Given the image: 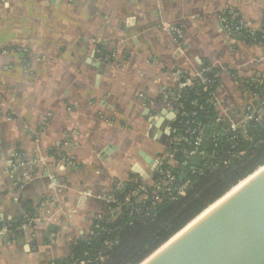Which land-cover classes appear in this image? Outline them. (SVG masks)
I'll return each instance as SVG.
<instances>
[{"label":"crops","instance_id":"1","mask_svg":"<svg viewBox=\"0 0 264 264\" xmlns=\"http://www.w3.org/2000/svg\"><path fill=\"white\" fill-rule=\"evenodd\" d=\"M235 2L0 0V229L3 224L13 225L14 222H19V228L25 214L35 220L27 229L12 232L8 237L0 232V264H49L60 260L64 263L74 243L92 234L95 216L108 213L101 197L114 184L125 187L139 180L149 181L153 161L165 157L168 152L167 128L175 118L170 101L178 93L181 75L196 77L206 66L219 72L216 123L220 125L241 118L245 103L238 83L257 81L264 84V45L228 37L221 16L223 13L227 16L237 14L252 30H258L264 24V0H241L253 9L254 15H247L240 7L232 6ZM137 4L144 7L135 8ZM29 5L35 7L29 8ZM85 5L86 19L80 16ZM116 9H119L120 17L114 16ZM132 9H135V23L127 27L122 17ZM154 12L157 13L155 16ZM57 13L67 16L72 23L58 19ZM161 14L168 23L167 32L163 31ZM43 18H47L46 24ZM113 19L119 21L115 24L117 31L141 33L127 40L118 58L113 54L126 36L112 38L107 31H101L105 23L111 28ZM142 19L144 23H141ZM174 29L181 31V38H177ZM41 32L45 35H40ZM56 32L59 36L49 39ZM65 34H70L72 39H64ZM98 36L110 39L111 43L96 42ZM38 39L41 42L34 49L33 42ZM70 44L75 62L65 65L67 74L62 77L63 85L53 88L51 95L68 98L69 89H72L73 98L79 101L78 109L89 114L92 97L90 94L81 97L79 92L99 89V103L105 105V109L91 112V127L85 140L94 159V172L87 171L80 159L79 154L87 156L88 151L78 147L79 142L73 140L63 121L54 119L55 112L49 115L43 99L37 108L43 120L37 117L35 121H29L25 115L31 114L35 106L36 97L29 93L26 99L25 92L30 87L29 77L41 78L36 71L41 58L50 63L59 61ZM137 54H144L140 63L147 61L160 67L164 76L149 87L155 78L145 73L129 93L126 86L109 82L112 74L108 67L124 69L132 76L136 72ZM68 68L83 69L88 74L87 83L67 72ZM18 73L20 78L16 79ZM101 76H107L109 80H101ZM21 101H24L22 105ZM129 105L133 107L129 108ZM59 106L60 100L54 99L51 109ZM117 116L126 119L117 121ZM105 122L118 123L120 128L103 129L101 125ZM50 125L63 138L55 145L44 147L42 132L47 136ZM37 148H43L42 156L51 157L45 159L42 166ZM53 161H61L70 167L58 171ZM113 161L119 165V179L111 176L105 167ZM73 178H79L82 183L91 181L87 188L81 189L90 194L84 197L85 207L74 213L79 219L61 214L56 225L37 227L36 219L40 218L37 210L41 204L47 209L45 202L52 201L55 210V199L68 193L75 183ZM50 185H55V189ZM72 203L75 206L77 201ZM65 211L67 209L62 208V212Z\"/></svg>","mask_w":264,"mask_h":264},{"label":"trees","instance_id":"2","mask_svg":"<svg viewBox=\"0 0 264 264\" xmlns=\"http://www.w3.org/2000/svg\"><path fill=\"white\" fill-rule=\"evenodd\" d=\"M243 86L245 90L255 93L264 84L254 81ZM260 96L264 97V92ZM205 97L204 94L195 96L193 91L183 94V102L188 110L192 100L198 101L195 120L203 124L205 138L198 154L186 162L183 154H175L177 165L168 167L176 178V185L181 182L189 184L185 196L177 200H162L146 219H141L130 207L111 214L113 206H110L102 220L94 222V226L98 224L100 229H93L87 238L75 242L63 264H137L140 258H149L188 223L264 166V122L249 126L245 134L237 132L213 139L216 132L220 133L227 127V123H216V108L205 105ZM244 112L243 109L242 114ZM234 136L235 139L232 138ZM181 148L188 150L192 146L182 143ZM243 150L246 152L243 157L230 160L228 153ZM225 159L230 161L228 166H219L214 170L202 166ZM136 187V183H130L123 193L131 192ZM18 223L14 222L11 228L13 232H17ZM105 241H111L113 245L105 248ZM53 264L59 263L53 261Z\"/></svg>","mask_w":264,"mask_h":264},{"label":"clouds","instance_id":"3","mask_svg":"<svg viewBox=\"0 0 264 264\" xmlns=\"http://www.w3.org/2000/svg\"><path fill=\"white\" fill-rule=\"evenodd\" d=\"M232 6L235 7H240L242 11H245L247 15H254L253 9L247 7L246 4L241 3V0H236L235 4ZM35 7V5H29V8ZM143 4H137L135 5V8H143ZM151 5H149V8ZM157 7H159L157 5ZM254 7V6H253ZM87 5L84 6V9L81 10L80 16L82 18H87ZM157 13H153V16H155ZM57 18L62 19L66 24H71L72 21L68 19L67 16L62 15L61 13H57ZM114 16L120 17L121 13L119 12V9H116ZM123 23L127 27H131L135 23V9L129 10L128 14L126 16L122 17ZM119 21L116 19H113L111 21V24L113 25L111 28L108 27V24L105 23L104 27L102 28V33L107 31L108 33L111 34L112 38L120 37V36H126L125 40L120 41V44L117 46L116 52L113 54L115 57H119L120 55V49L123 47L128 39H131L134 36L141 35L139 32H132V33H123L119 32L115 28V24L118 23ZM43 23H47V18H43ZM141 23H144L143 19L141 20ZM161 24L163 26V31L167 32L168 31V23L164 19L163 14H161ZM94 27V26H93ZM194 27H198V24H194ZM91 30V29H89ZM27 29L25 30V34H27ZM59 32L54 33L53 37H50L49 39H56L59 36ZM158 36L160 33L157 31L156 33ZM40 35L44 36L45 32H41ZM64 39L71 40L72 36L70 34H65ZM41 41L38 39L37 41L33 42V48L35 49L36 46L40 43ZM96 42H102V43H111L110 39L102 38V37H97ZM163 42V41H162ZM146 44V41L142 43L141 47H144ZM72 52V45L70 44L68 48L64 51L63 56L59 61L55 62H48L45 58H41L39 62V67H37L36 71L40 75L39 80H35L34 77H29L28 82L30 84V87L26 90L25 92V98L27 99L28 94L31 93L36 97L35 101V106L33 108V111L31 114L25 113V115H28L29 121H35L37 117H39L40 120H43V116H40L37 108L39 106L40 100L45 101L44 107L46 109H49V115L52 114V112H55L56 115L54 117L55 120L57 121H63L66 125V127L69 130V133H71L73 140L78 141V147L80 149H83L85 151H88V155L85 156L83 153H80V159L84 163V165L87 168V171L89 172H94V159L93 156L89 150V146L87 143H85L86 137H87V131L91 127V112L95 111L96 109L104 110L105 105H102L99 103V89L95 88L92 90L90 93L89 92H79V95L81 97H84L85 95H91L92 97V105L90 108L89 114H85L81 112L78 109V104L79 101L73 98V91L72 89H69L70 91V96L68 98H64L63 96L60 97H54L51 95L52 89L57 87V85H63V80L62 77L66 76V71H65V65L68 63H74L75 62V57L71 55ZM81 52H83V49H81ZM147 53V48L145 49V53ZM144 54H137V64H136V72L132 76H128L125 72L124 69H118L117 67L109 66L108 71L111 72V80L107 76H101V80H109V82H115L121 86H126L127 90L129 93L132 92V89L138 84V82L141 80V76L143 74H148L155 79L151 81L149 84V87L154 85L159 81L160 78L164 76V73L161 72L160 67H154L153 65H150L145 61L144 63H140L141 60H143V55ZM67 72L74 73L77 77V79H82L84 80L85 83H87V76L88 74L81 69L80 71H77L75 68H68ZM19 73L17 74L16 79H19ZM78 91V90H76ZM54 99H59L60 100V106L58 109H51V104ZM21 105L24 103V101L20 102ZM132 105H129V108H132ZM119 119H126V117H116V120L118 121ZM109 127H117L120 128L118 123H112L109 124L105 122L104 124L101 125V128L107 129ZM76 129H79V132L76 131ZM48 135L45 136L43 135L42 132V138H43V146L47 147L49 144H57L60 139L63 137L58 133L55 127L49 126L48 129ZM121 132L124 130L121 128ZM13 133L15 134V129H13ZM34 146V145H33ZM63 147L66 149L67 145H63ZM37 155L40 157L39 163L42 166L43 161L45 159H51V157L47 156H42L41 152L43 151V148H37ZM53 164L55 168L58 171H65L67 167H70V165H65L61 161H53ZM105 167L108 169L109 174L113 177H116L117 179L120 178V173H119V165L113 161L111 164L105 165ZM75 183L73 187H70L68 190V193L64 197H58L55 199V203L57 204V207L55 210H53L52 207V201H47V209H45L44 204H41V207L37 210L38 215L40 218L36 219V225L39 228H44L48 227L49 225H56L58 223L57 217L61 214L67 216L70 219H79L77 217H74V213L77 210H82L85 207L84 204V197L89 195V192L82 191L81 189L87 188L91 181L84 182L82 183L79 178H73ZM151 180H149V184H151ZM55 185H50L51 189H55ZM187 187V184H182L176 189V193L182 192L184 188ZM156 188L162 192H164L165 195H169L171 192L170 188H165L163 184L156 185ZM144 199H147V197H143ZM76 200L77 203L75 206H73L72 201ZM161 200V197H156L153 204L152 208L155 207L156 203H158ZM62 208H66L67 211L62 212ZM147 257L145 256L144 258H140L137 261V264H146Z\"/></svg>","mask_w":264,"mask_h":264},{"label":"built area","instance_id":"4","mask_svg":"<svg viewBox=\"0 0 264 264\" xmlns=\"http://www.w3.org/2000/svg\"><path fill=\"white\" fill-rule=\"evenodd\" d=\"M221 22L224 32L233 40H249L264 45V24L260 29L252 30L248 24L237 17V14L227 16V13L222 14ZM173 31L177 35V38L182 37L180 30L174 29ZM219 78L220 73L208 66L203 67L196 77L191 78L184 75L179 77L178 93L172 97L170 101V106L173 108L172 112L175 118L167 128L168 136L170 137L167 155L162 158L157 157L153 161L152 173L149 179L152 182L151 184H149V181L143 182L139 180L136 183L137 187L126 194L123 193L125 187H122L120 184H114L111 190L101 197L108 209L110 206H113L111 214L120 211L124 207H130L137 216L141 219H146L154 212L156 206L161 203L162 200H177L179 197L185 196L189 184L187 182H181L176 185V178L168 170V167L176 166L175 154H183L184 162H186L188 158L198 154L199 148L205 138V128L201 122L195 120L198 101L195 99L192 100L189 103L188 110L183 102V94L188 91H193L195 96L204 94L206 96L205 105L216 108L218 105L216 91ZM238 84L243 93L242 99L245 103V112L238 121L226 122L227 127L220 133L216 132L213 139L228 137L231 133L235 135L237 132L245 134L249 126L261 125L264 122V97L260 96V93L264 92V86L258 87L257 91L252 93L249 92V90H245L242 83ZM196 86H199L198 90ZM151 119L154 120V117L152 116ZM232 138L235 139L236 136ZM182 143H190L192 148L188 150L182 149ZM170 146L172 147L170 148ZM228 154L230 160H234L243 157L246 152L243 150ZM229 162L228 159H225L217 161L216 163H204L202 166L204 169L214 170L219 166H228ZM184 183L187 184V187L184 188L182 192L176 193V189ZM159 184H163L165 188H170L171 192L169 195L171 196L165 195L164 192L158 190L156 185ZM145 196L147 199L143 198ZM156 197H161V200L152 208V204ZM102 217V215L97 214L95 216V221L98 222L102 220ZM34 221L33 216L25 214L19 228L16 227V229H27ZM12 226V224H3L0 232L8 237L13 232L11 229ZM94 229H100V226L97 224L94 226ZM112 245L113 243L111 241L104 242L105 248H110ZM50 264H53V262H50Z\"/></svg>","mask_w":264,"mask_h":264},{"label":"water","instance_id":"5","mask_svg":"<svg viewBox=\"0 0 264 264\" xmlns=\"http://www.w3.org/2000/svg\"><path fill=\"white\" fill-rule=\"evenodd\" d=\"M170 240L146 264H264V171Z\"/></svg>","mask_w":264,"mask_h":264},{"label":"bare ground","instance_id":"6","mask_svg":"<svg viewBox=\"0 0 264 264\" xmlns=\"http://www.w3.org/2000/svg\"><path fill=\"white\" fill-rule=\"evenodd\" d=\"M264 171V168H260L254 175L248 177L245 181L241 182L237 187H235L228 195H226L223 199H221L220 201H218L216 204H214L213 206L209 207L204 213H202L200 216H198L195 220H193L188 226H186V228H184V230H182L181 232H179L174 238H172L170 241L172 242L173 240L177 239L183 232H185L188 228H190L193 224H195L197 221H199L201 218H203L208 212H210L211 210H213L217 205H219L221 202H223L224 200H226L227 198H229L230 196H232L233 194H235L236 192H238L241 188H243L246 183L251 180L252 178H254L255 176H257L258 174H260L261 172ZM165 246V245H164ZM164 248V247H163Z\"/></svg>","mask_w":264,"mask_h":264},{"label":"rangeland","instance_id":"7","mask_svg":"<svg viewBox=\"0 0 264 264\" xmlns=\"http://www.w3.org/2000/svg\"><path fill=\"white\" fill-rule=\"evenodd\" d=\"M177 165V164H176Z\"/></svg>","mask_w":264,"mask_h":264}]
</instances>
